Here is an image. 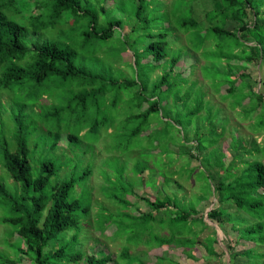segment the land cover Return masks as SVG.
Instances as JSON below:
<instances>
[{"label": "rangeland", "instance_id": "rangeland-1", "mask_svg": "<svg viewBox=\"0 0 264 264\" xmlns=\"http://www.w3.org/2000/svg\"><path fill=\"white\" fill-rule=\"evenodd\" d=\"M80 1L83 3V0ZM100 1L89 0V7L100 10ZM111 1L113 3L107 7V13L117 18L118 11L122 12V26H113V36L99 49L98 55L102 61H91L93 55L89 50L82 52L84 49H80V52L89 61L85 60L84 63L80 58L77 60L89 66L96 64L97 74H110L106 76L108 80H98L97 86H110V77L123 83L128 80H135L136 83L114 84L112 90L98 96L97 102H86L84 123L89 126L96 122L95 130H88V127L80 132L79 141L69 145L73 153L71 149L65 150L69 147L68 142L64 146L58 144L54 148L49 147L51 141L47 136L39 141L38 153L34 155L39 160L55 163L57 171L50 178L51 185L72 177L78 179L86 169L91 171L77 180L71 194L90 210L79 212L78 226L67 231L65 239L76 234L81 250L85 248L88 253L93 250L98 255L111 253L112 261L108 264H129V261L132 264H231L227 245L235 243L238 237L232 223L238 227L264 222V206L247 214L234 204L225 203L221 205V222H212L206 213L219 204L217 198H213V185L219 178L214 171L219 170L216 166L220 163V151L225 153L222 159L225 165L234 153L242 155L243 159L264 163V125L258 127L260 120H264V101L259 109L253 113L249 111L247 116L244 108L253 106V102L246 99L240 106L238 95L250 94V81H239L240 88L234 95H228L224 86L226 84L222 83L228 76L218 71L213 77L210 61L202 55V50L193 49L199 40L195 43L194 34L178 25L183 19H194L197 22L193 31L204 32L210 24L207 18L212 9V0H144V9L140 14L144 20L140 22L136 19L137 0ZM102 4L105 5V1ZM6 12L16 21L25 23L21 14ZM107 18L101 14L100 24L107 26ZM213 23L221 25L222 21L217 18ZM56 31L50 30L54 37L58 35ZM159 33L164 35L158 36ZM125 36L135 44L127 46L122 41ZM36 38H45L42 29L37 36L28 37L27 41L31 43L30 40ZM158 39L166 42L162 50L166 59L160 64L152 60V54L142 52L149 42ZM202 47L209 49L212 43L206 41ZM115 51L113 58L111 54ZM172 56L180 57L170 73ZM262 71L256 63L249 66L252 88L259 89L258 78H261ZM162 74H166L164 86L154 89L153 85L158 83ZM76 82L59 85L47 81L40 89L36 88L35 95L40 97L39 103L34 105L35 109L38 105L44 108L64 104L69 105L68 110H73L75 115H81L82 104L74 95L88 86ZM144 86L146 90L142 89V95H138ZM150 100L158 101L159 110L151 112L144 120L142 111L150 104ZM197 105L201 108L197 117L190 116L189 113ZM132 114L140 117L126 120ZM38 118L32 114L31 122L39 124ZM6 123V127H10V122ZM140 125L144 129L141 133L134 136L128 134ZM197 140L206 143L210 151L203 154V158L200 156L196 165L185 154H178L177 151L183 145L193 144ZM232 142L238 144L237 151ZM217 148L220 150L217 151ZM206 159L214 166L212 172L206 166ZM235 161L239 167L243 166L238 158ZM0 178L11 192L15 191L18 183L12 181L1 164ZM206 193V198L200 199V195ZM164 198L171 199L180 209L194 207L201 211L202 218L190 220L193 226L188 222L189 227L185 230V235L195 240L193 245L186 246L191 257L180 245L158 242L160 237L170 236V217L174 214V208L166 203L156 210L151 203ZM12 215L14 212L0 199V220ZM105 221L115 228L104 227ZM178 225L181 226L174 224ZM14 230L12 224L0 221V264L6 258L20 259L18 248L23 244L13 234ZM208 236L216 238L214 249L216 252L222 251V254L208 255L202 244L203 241L208 243ZM248 248L253 259L239 254ZM234 249L238 252L235 264H264V243L239 242L234 245ZM123 250H128V258L121 257ZM17 264L31 263L23 257Z\"/></svg>", "mask_w": 264, "mask_h": 264}, {"label": "trees", "instance_id": "trees-1", "mask_svg": "<svg viewBox=\"0 0 264 264\" xmlns=\"http://www.w3.org/2000/svg\"><path fill=\"white\" fill-rule=\"evenodd\" d=\"M103 1L105 5L102 4ZM137 2L136 19L140 22L144 20L140 17L144 9V0H137ZM111 3H113L111 0L100 1L99 10L90 8L89 0H83V3L80 0H0V164L12 181L18 183L15 191L11 192L6 182L0 178V199L5 201L14 212V215L3 217L0 221L12 224L15 228L13 234L17 235L16 237L23 244L18 248L20 259L6 258L1 261V264H17L23 257H26L31 264H108L112 261L111 253L98 255L93 250L89 253L85 248L81 250L76 234L65 239V233L78 226L79 212L90 210L89 207H83L78 199L71 197V194L77 180L89 175L91 171L86 169L78 179L72 177L51 185L50 178L57 171L55 163L34 158V155L38 153V143L44 137L50 138L51 143L48 145L51 148L58 144L64 146L67 142L69 146L79 141L82 130L88 127V130H95L96 122H92L89 126L84 123L86 102L88 100L97 102L98 96L112 90L114 84L117 86L123 83L110 77V86L106 88L97 86L98 80H108L106 76L110 74L108 72L97 74L96 64V66L93 64L89 66L77 60L80 58L84 63L85 60L89 61L81 54L89 50V53L93 55L91 61L95 63L98 60L102 61L98 55L99 49L107 39L113 36L115 30L113 26H122V12L118 11L117 18L107 13V7ZM211 5L212 9L208 12L209 18H207L210 24L204 32L193 31L194 24L197 22L194 19H183L178 22V25L186 32L190 30L194 34L196 37L194 42L199 40L193 49L202 50V55L210 61L213 77H216L218 71L228 76V79L222 80V83L226 84L224 86L228 95H234L240 88L239 81H250L248 82L250 94H242V96L239 94L238 104L242 106L246 99L248 102H253V106L244 108L246 115L249 111L253 113L264 101V0H212ZM4 9L11 14H21L25 23L11 18ZM101 14L108 16L107 26L100 24ZM146 15H148L147 12ZM217 18L222 21L221 25L213 23ZM41 29L45 38L31 39L29 43L27 38L37 36ZM50 30H57L58 35L54 37ZM148 36L152 35L148 34ZM119 39L122 38L119 37ZM171 40L170 37V43ZM122 41L127 46L133 43L131 38L127 39L126 36ZM206 41L212 43L209 49L202 47ZM223 42L225 45H222ZM165 44L166 42L162 39L151 41L142 52L152 54V60L160 64L166 59V54L162 51ZM80 49L84 51L80 52ZM115 53L116 51L111 54L113 58ZM144 56L147 58V55ZM179 57L170 58V73L178 63ZM254 63L259 65L260 71L263 69L260 81L258 82L259 78L256 80L260 84L259 89L251 86L252 76L249 66ZM165 77L166 74L160 76L158 83L153 85L154 89L164 86ZM47 81L56 82L59 85L77 81L79 85L88 86L74 95L82 104L81 115H75L73 110H68L70 106L64 104L44 108L38 105L35 109L34 105L39 103L37 101L40 97L35 95L36 88L40 89ZM128 81L123 84L136 83L135 80ZM142 89L146 90L145 86L137 93L138 95H142ZM158 110V101L150 100V104L142 111L144 120L151 112ZM200 110V106L197 105L189 114L197 117ZM32 114L39 117V124L31 122ZM134 117H140V115L132 114L126 117V120L134 119ZM7 121L10 122V127L8 125L6 127ZM263 125L262 119L258 127L262 128ZM143 130L140 125L130 130L128 134L134 136ZM232 143L237 151L238 144ZM207 146L206 143L197 140L193 144L183 145L177 153L185 154L197 165L199 157L203 158V154L210 151ZM68 149L72 150L70 146L65 148V150ZM71 152L73 153V150ZM224 157L225 153L220 151V163L216 166L219 170L214 171L219 178L213 185L215 194L213 198H217L219 204L206 213V217L216 223L221 222L223 214L221 205L225 203L234 204L238 210L247 214L264 206V192H261L264 189V163L243 159L242 155L234 153L225 165L222 160ZM236 158L243 166H238ZM206 163L207 168L212 172L214 166L207 159ZM206 195L207 193L200 195V199H205ZM166 203L174 208V214L170 217V236L160 237L158 242L180 245L186 249L187 256L191 257L192 254L186 246L193 245L195 240L186 236L185 230L189 227V223L193 226L190 220H194L195 217L202 218L201 211L194 207L180 209L175 202L166 198L155 199L151 204L152 208L157 210ZM174 224L181 226H174ZM107 225L105 221L104 227L112 230L115 228L114 225ZM232 228L238 232V237L235 243L228 244L227 248L232 260L231 264H235L234 259L238 253L234 249L235 244L247 241L255 244L264 243V222L238 227L232 223ZM207 241L208 243L203 241L202 244L209 256L222 254V251L216 252L214 249L213 244L217 242L216 238L208 236ZM240 253L248 256V259H253L249 248ZM120 255L128 258V250H123ZM132 263L129 261V264Z\"/></svg>", "mask_w": 264, "mask_h": 264}, {"label": "water", "instance_id": "water-1", "mask_svg": "<svg viewBox=\"0 0 264 264\" xmlns=\"http://www.w3.org/2000/svg\"><path fill=\"white\" fill-rule=\"evenodd\" d=\"M259 81H260V78H259ZM228 257L230 258L229 254H228Z\"/></svg>", "mask_w": 264, "mask_h": 264}]
</instances>
